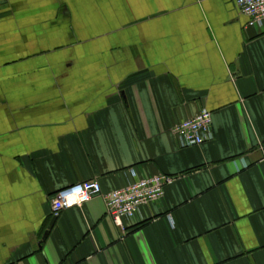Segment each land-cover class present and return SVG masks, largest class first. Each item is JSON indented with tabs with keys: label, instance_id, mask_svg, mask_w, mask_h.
<instances>
[{
	"label": "crops",
	"instance_id": "obj_1",
	"mask_svg": "<svg viewBox=\"0 0 264 264\" xmlns=\"http://www.w3.org/2000/svg\"><path fill=\"white\" fill-rule=\"evenodd\" d=\"M233 0H0V264H264V26ZM213 138L182 148L201 109ZM172 176L115 225L102 196Z\"/></svg>",
	"mask_w": 264,
	"mask_h": 264
},
{
	"label": "built area",
	"instance_id": "obj_2",
	"mask_svg": "<svg viewBox=\"0 0 264 264\" xmlns=\"http://www.w3.org/2000/svg\"><path fill=\"white\" fill-rule=\"evenodd\" d=\"M238 10L248 17L250 26H264V0H233ZM172 132L179 145L199 146L213 138L212 116L207 109H201L195 116L176 123ZM173 177L155 174L138 178L129 185L103 192L98 180L78 182L53 194L50 205L53 216L72 206H81L95 196H102L107 215L115 225L121 226L123 218H133L140 206L159 200L166 185Z\"/></svg>",
	"mask_w": 264,
	"mask_h": 264
},
{
	"label": "water",
	"instance_id": "obj_3",
	"mask_svg": "<svg viewBox=\"0 0 264 264\" xmlns=\"http://www.w3.org/2000/svg\"><path fill=\"white\" fill-rule=\"evenodd\" d=\"M55 219H56V217H55V216H52V219H51V221L49 222V225H48L46 231L44 232V235H43V238H42V239H44V238L47 236L49 230L52 228V226H53V224H54V222H55Z\"/></svg>",
	"mask_w": 264,
	"mask_h": 264
}]
</instances>
